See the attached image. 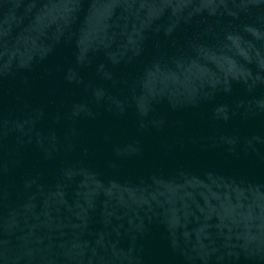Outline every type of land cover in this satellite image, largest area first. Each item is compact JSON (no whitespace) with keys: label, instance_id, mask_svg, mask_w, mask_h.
<instances>
[{"label":"water","instance_id":"1","mask_svg":"<svg viewBox=\"0 0 264 264\" xmlns=\"http://www.w3.org/2000/svg\"><path fill=\"white\" fill-rule=\"evenodd\" d=\"M0 264H264V0H0Z\"/></svg>","mask_w":264,"mask_h":264}]
</instances>
